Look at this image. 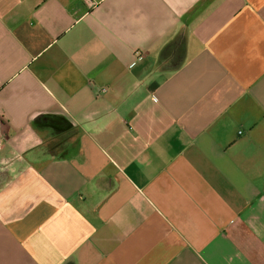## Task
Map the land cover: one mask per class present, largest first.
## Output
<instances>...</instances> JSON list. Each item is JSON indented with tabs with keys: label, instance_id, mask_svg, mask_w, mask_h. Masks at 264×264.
<instances>
[{
	"label": "crops",
	"instance_id": "crops-1",
	"mask_svg": "<svg viewBox=\"0 0 264 264\" xmlns=\"http://www.w3.org/2000/svg\"><path fill=\"white\" fill-rule=\"evenodd\" d=\"M0 264H264V0H0Z\"/></svg>",
	"mask_w": 264,
	"mask_h": 264
},
{
	"label": "built area",
	"instance_id": "built-area-1",
	"mask_svg": "<svg viewBox=\"0 0 264 264\" xmlns=\"http://www.w3.org/2000/svg\"><path fill=\"white\" fill-rule=\"evenodd\" d=\"M141 56L139 55L138 58H140Z\"/></svg>",
	"mask_w": 264,
	"mask_h": 264
}]
</instances>
